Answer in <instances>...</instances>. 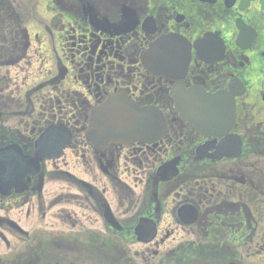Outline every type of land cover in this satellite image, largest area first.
<instances>
[{"label": "flooded vegetation", "instance_id": "1", "mask_svg": "<svg viewBox=\"0 0 264 264\" xmlns=\"http://www.w3.org/2000/svg\"><path fill=\"white\" fill-rule=\"evenodd\" d=\"M0 264H264V0H0Z\"/></svg>", "mask_w": 264, "mask_h": 264}, {"label": "water", "instance_id": "2", "mask_svg": "<svg viewBox=\"0 0 264 264\" xmlns=\"http://www.w3.org/2000/svg\"><path fill=\"white\" fill-rule=\"evenodd\" d=\"M118 122L115 124V131L123 130L127 127L126 121L124 119H118Z\"/></svg>", "mask_w": 264, "mask_h": 264}, {"label": "rangeland", "instance_id": "3", "mask_svg": "<svg viewBox=\"0 0 264 264\" xmlns=\"http://www.w3.org/2000/svg\"><path fill=\"white\" fill-rule=\"evenodd\" d=\"M27 11H28V8L27 7H23L22 9H21V12L22 13H27ZM21 13V14H22ZM31 32H32V30H31ZM35 55V54H34ZM49 68V67H48ZM14 126H15V124H13ZM54 190L53 191H58V188L56 187V188H53Z\"/></svg>", "mask_w": 264, "mask_h": 264}]
</instances>
